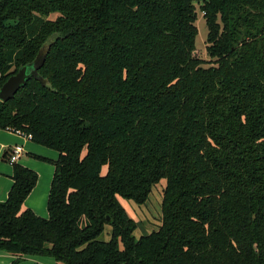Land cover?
Instances as JSON below:
<instances>
[{
  "label": "trees",
  "instance_id": "obj_1",
  "mask_svg": "<svg viewBox=\"0 0 264 264\" xmlns=\"http://www.w3.org/2000/svg\"><path fill=\"white\" fill-rule=\"evenodd\" d=\"M46 43L47 85L0 101V129L58 153L47 217L22 208L38 173L13 164L10 264H264V0H0V87ZM161 179V225L136 238L120 198Z\"/></svg>",
  "mask_w": 264,
  "mask_h": 264
},
{
  "label": "crops",
  "instance_id": "obj_2",
  "mask_svg": "<svg viewBox=\"0 0 264 264\" xmlns=\"http://www.w3.org/2000/svg\"><path fill=\"white\" fill-rule=\"evenodd\" d=\"M17 144L22 145L23 151L14 163H19L38 173L37 182L30 194L24 199L22 208L31 209L36 214L47 217L48 210L46 204L50 191V183L54 175V165L51 160H55L58 157V153L54 149L47 151V149L32 139L19 136L11 129H0V202L7 198L12 185L11 175L14 163L10 162V153L14 145ZM39 158L48 163L39 160ZM25 256L21 258L22 261ZM28 257H33V255ZM14 258L10 253L0 250V264H10L15 260ZM21 260L18 264H26ZM53 261L55 264H64L57 262L53 258H51V261L48 260L47 263L53 264Z\"/></svg>",
  "mask_w": 264,
  "mask_h": 264
},
{
  "label": "rangeland",
  "instance_id": "obj_3",
  "mask_svg": "<svg viewBox=\"0 0 264 264\" xmlns=\"http://www.w3.org/2000/svg\"><path fill=\"white\" fill-rule=\"evenodd\" d=\"M197 10V20L195 22L196 28H198V34L195 38V45H196V55H198L203 60H208L209 56L206 53V45L205 39L207 35V27L205 25V20L203 17V12L201 10ZM56 12L50 13L51 19H56L57 16ZM38 144V143H37ZM40 145V144H39ZM43 146V145H41ZM43 148L47 149V151L53 150L50 147L47 148L43 146ZM44 158V157H43ZM42 160V158H39ZM48 163L47 161H44ZM103 172L106 173V168L104 167ZM165 180L161 179L159 182L155 183L150 194L148 195V199L143 204H136L132 200L120 198L121 204H123L131 218H133L137 222V227L134 231V236L138 238L140 235L148 234L152 231H155L161 225V199H162V192L163 188L165 187ZM111 236L110 234V227L107 226L102 234V239H109ZM30 255H26L22 262L26 264H50L47 261H51L52 257L44 256V255H37L34 254L33 257H28ZM35 257V258H34ZM54 259V258H53ZM55 260V259H54ZM53 264L54 261H53ZM60 264V263H59Z\"/></svg>",
  "mask_w": 264,
  "mask_h": 264
},
{
  "label": "water",
  "instance_id": "obj_4",
  "mask_svg": "<svg viewBox=\"0 0 264 264\" xmlns=\"http://www.w3.org/2000/svg\"><path fill=\"white\" fill-rule=\"evenodd\" d=\"M48 47V43L41 46L37 55L31 62H29V64L20 66L16 73H13L1 84L2 86L0 87V101H7L13 98L17 90L25 86V83L30 78L36 79L42 85H47V80L43 79V77L40 76L39 69L44 63Z\"/></svg>",
  "mask_w": 264,
  "mask_h": 264
},
{
  "label": "built area",
  "instance_id": "obj_5",
  "mask_svg": "<svg viewBox=\"0 0 264 264\" xmlns=\"http://www.w3.org/2000/svg\"><path fill=\"white\" fill-rule=\"evenodd\" d=\"M14 130V129H13ZM14 132L16 133V134H18L19 136H22V137H25V138H28V139H31V137H30V135H28V134H25V133H23L22 131H20V130H14ZM23 151V148H22V145H19V144H17V145H14V147L12 148V151H11V153H10V162L11 163H14V161H16L18 158H19V156L21 155L20 153Z\"/></svg>",
  "mask_w": 264,
  "mask_h": 264
}]
</instances>
